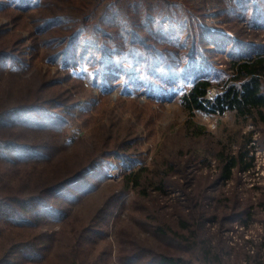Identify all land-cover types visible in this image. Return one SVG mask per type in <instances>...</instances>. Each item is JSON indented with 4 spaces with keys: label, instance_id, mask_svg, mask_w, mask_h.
<instances>
[{
    "label": "trees",
    "instance_id": "16d2710c",
    "mask_svg": "<svg viewBox=\"0 0 264 264\" xmlns=\"http://www.w3.org/2000/svg\"><path fill=\"white\" fill-rule=\"evenodd\" d=\"M205 1L192 6L193 0H0V14L13 23L12 29L0 25V264H92L84 244L102 221L79 217L81 227L72 232L52 225L70 217L71 204L91 190L92 181L107 177L100 165L111 159L120 165L117 198L110 205L118 210L130 194L149 201L173 187L170 177L184 167L180 133L156 164L142 163L138 130L116 116L83 136L71 134L77 116H87L94 100L77 69L90 71L102 91L114 85L122 93L138 89L155 101L177 95L192 133L202 129L192 120L197 111H233L264 129V45L210 29L203 23ZM215 1L228 20L249 12V26L264 23V0ZM214 52L229 56L225 69L213 64ZM40 58L60 72L40 81L25 77ZM214 156L223 180L254 167L240 151L218 149ZM205 182L194 186L190 194L199 197L188 198L186 207L183 202L168 216L146 215L156 223L152 236L168 247L139 249L134 259L229 264V247L221 238L213 244L206 223L218 220L223 227L221 222L253 219V201L238 198L235 188L232 198L220 195L211 206L199 199L207 196ZM257 205L264 207V196ZM263 261L260 253L256 263Z\"/></svg>",
    "mask_w": 264,
    "mask_h": 264
},
{
    "label": "rangeland",
    "instance_id": "374dc122",
    "mask_svg": "<svg viewBox=\"0 0 264 264\" xmlns=\"http://www.w3.org/2000/svg\"><path fill=\"white\" fill-rule=\"evenodd\" d=\"M193 1L192 6L202 4V0ZM79 5L80 3H76L74 7ZM221 5L222 3L218 5L215 0L203 3V9L207 13L205 16L203 14L205 25L213 30L220 29L231 37L246 35V39L264 45V23L249 26L246 20L249 12H243L242 17L238 14L228 20L223 13L218 12L224 10ZM0 25H8L11 29L13 27L10 17L4 14H0ZM23 34L28 38L27 32ZM45 52L46 50H40L41 54ZM229 59L225 53H212L213 64L220 69L227 67ZM31 65V69L24 75L35 77L39 81L42 78H52L60 72L57 65L48 63L43 58ZM74 73L83 76L86 89L94 100L92 110L87 116L82 119L77 116L76 125L70 130L71 134L74 131L76 135L83 136L92 126L103 123L109 115L116 116L123 126L138 130V151H143L141 159L144 158L142 163H151L153 160L156 164V157L159 159L170 154L166 145L171 144L170 141L180 133L183 152L178 157L184 167H177L170 177L174 181L173 187H166L159 195L154 194L149 201H142L130 194L125 198L123 208L118 205V210L117 207L112 209L110 205L117 198L114 189L119 179L120 165L111 159L100 165L101 171L107 177L92 181L91 190L71 204L70 217L63 223L55 222L52 227L72 232V229L78 230L81 227L79 217L87 220L91 217V223L102 221L84 244L88 263L140 264V260L134 259L132 255H141L139 249L150 250L151 246L157 249L168 247L158 236H152L151 223H156L148 220L146 215L154 212L153 215L156 216L160 212L168 216L176 208H183V202L188 198L199 197L190 192L204 179L207 196L199 199L205 200L211 206L220 195L232 198L236 194L233 192L235 188L239 191L236 195L238 198L245 201L250 197L253 201V219L235 220L226 225L221 222L223 227L220 226V221L212 220L206 223V230L210 238H213L214 245L221 238L229 247L225 255L229 264H257L260 253L264 254V207L257 205L258 200L264 196V129L250 119L237 117L233 111L222 114L197 111L192 120L202 126V129L200 134L192 133L186 130L190 126L187 123L190 117L177 95L155 101L148 97L147 92L138 89L122 93L120 86L114 85L108 87L107 91H102L99 82L94 80V75L86 68L77 69ZM209 92L213 95L215 89ZM218 149H231L232 154L243 152L246 155L244 158L254 166L253 169L250 172L241 170L231 180L219 178L218 159L214 156ZM138 151L135 149L134 153L138 154ZM186 204L185 202V207ZM142 206L146 207V212L142 211ZM124 230H127V234L123 233ZM130 236L135 240L125 242V237ZM247 256L252 262L245 258Z\"/></svg>",
    "mask_w": 264,
    "mask_h": 264
}]
</instances>
